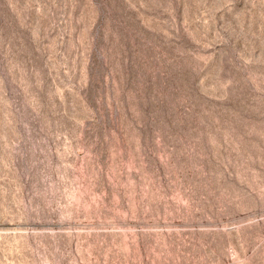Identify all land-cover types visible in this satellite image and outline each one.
<instances>
[{
    "label": "rangeland",
    "instance_id": "rangeland-1",
    "mask_svg": "<svg viewBox=\"0 0 264 264\" xmlns=\"http://www.w3.org/2000/svg\"><path fill=\"white\" fill-rule=\"evenodd\" d=\"M0 264H264V0H0Z\"/></svg>",
    "mask_w": 264,
    "mask_h": 264
}]
</instances>
